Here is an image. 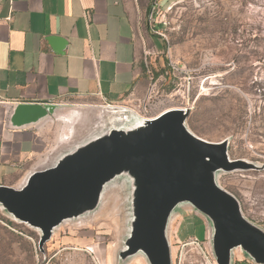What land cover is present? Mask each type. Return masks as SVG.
<instances>
[{"label":"rangeland","instance_id":"1","mask_svg":"<svg viewBox=\"0 0 264 264\" xmlns=\"http://www.w3.org/2000/svg\"><path fill=\"white\" fill-rule=\"evenodd\" d=\"M157 4L152 23L150 6L145 23L158 46L146 42L141 57L146 97L111 106L139 111L146 105L155 112L188 108L186 126L192 133L210 142L228 138L231 160L264 165V0ZM96 105L98 110L107 106ZM216 181L238 199L242 214L264 229V168L220 171ZM130 200L127 181L117 179L96 211L63 222L43 251L37 229L2 217L0 264H121L118 255L131 229ZM208 224L188 204L177 210L168 229L172 264H217ZM123 264L148 263L137 254ZM233 264L254 262L237 249Z\"/></svg>","mask_w":264,"mask_h":264},{"label":"water","instance_id":"2","mask_svg":"<svg viewBox=\"0 0 264 264\" xmlns=\"http://www.w3.org/2000/svg\"><path fill=\"white\" fill-rule=\"evenodd\" d=\"M94 107L84 137L31 172L19 188L0 185V209L40 232L38 247L66 220L96 211L106 190L124 178L132 220L119 262L141 254L148 264H172L168 229L185 204L204 215L217 264L234 252L264 264V229L248 220L238 199L216 181L220 171L262 169L228 156V138L204 140L186 126L188 108H170L147 119L132 109ZM30 113L34 109H19Z\"/></svg>","mask_w":264,"mask_h":264},{"label":"crops","instance_id":"3","mask_svg":"<svg viewBox=\"0 0 264 264\" xmlns=\"http://www.w3.org/2000/svg\"><path fill=\"white\" fill-rule=\"evenodd\" d=\"M149 6L0 0V185L19 188L81 140L96 104L146 97L141 57L146 42L158 47L145 29Z\"/></svg>","mask_w":264,"mask_h":264},{"label":"built area","instance_id":"4","mask_svg":"<svg viewBox=\"0 0 264 264\" xmlns=\"http://www.w3.org/2000/svg\"><path fill=\"white\" fill-rule=\"evenodd\" d=\"M158 9V4H157V0H152V3L150 5V10H149V23H152L151 21L153 20V16L154 13L157 12ZM155 25L151 24V27H154ZM107 106H111V104L106 103ZM167 110V109H165ZM165 110L159 111V112H155L153 111V109L151 107H149V109L146 107V105L143 106V109L137 111V110H133L134 112H136L139 116L143 117V118H147V119H151L154 118L156 116H158L159 114H161L162 112H164ZM192 243L194 244H199V240L197 238H194Z\"/></svg>","mask_w":264,"mask_h":264},{"label":"trees","instance_id":"5","mask_svg":"<svg viewBox=\"0 0 264 264\" xmlns=\"http://www.w3.org/2000/svg\"><path fill=\"white\" fill-rule=\"evenodd\" d=\"M3 216L0 217V219H2Z\"/></svg>","mask_w":264,"mask_h":264}]
</instances>
